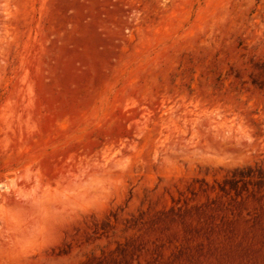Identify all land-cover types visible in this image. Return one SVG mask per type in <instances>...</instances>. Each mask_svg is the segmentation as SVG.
<instances>
[{
  "label": "rangeland",
  "instance_id": "obj_1",
  "mask_svg": "<svg viewBox=\"0 0 264 264\" xmlns=\"http://www.w3.org/2000/svg\"><path fill=\"white\" fill-rule=\"evenodd\" d=\"M0 264H264V0H0Z\"/></svg>",
  "mask_w": 264,
  "mask_h": 264
}]
</instances>
